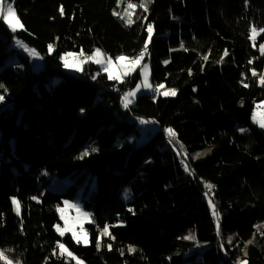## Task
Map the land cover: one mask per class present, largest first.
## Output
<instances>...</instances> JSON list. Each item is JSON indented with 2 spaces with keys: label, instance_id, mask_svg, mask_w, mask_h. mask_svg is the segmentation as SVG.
Masks as SVG:
<instances>
[{
  "label": "trees",
  "instance_id": "obj_1",
  "mask_svg": "<svg viewBox=\"0 0 264 264\" xmlns=\"http://www.w3.org/2000/svg\"><path fill=\"white\" fill-rule=\"evenodd\" d=\"M8 1L23 28L13 34L0 18V251L20 264H76L60 243L82 264H264V130L251 122L264 100V0H151L147 11L142 0ZM128 3L131 24L114 15ZM148 23L151 83L175 96L141 94L126 109L139 71L118 82L90 62L64 69L66 52L138 56ZM16 39L39 53V72ZM142 119L159 132L135 146L128 136ZM49 175L70 184L53 190ZM84 184L87 246L55 230L57 207Z\"/></svg>",
  "mask_w": 264,
  "mask_h": 264
},
{
  "label": "snow or ice",
  "instance_id": "obj_2",
  "mask_svg": "<svg viewBox=\"0 0 264 264\" xmlns=\"http://www.w3.org/2000/svg\"><path fill=\"white\" fill-rule=\"evenodd\" d=\"M151 3V0H142V3L140 4V7L143 8L145 11H147L148 4ZM137 7L134 3H128L127 9L132 10ZM117 13H114L116 15ZM127 19L125 20L126 24L132 23V13L130 11L126 10ZM0 18L3 19V22L8 26V28L12 31L13 34H15L18 30V28H23V25L21 24L20 20L17 17V12L14 9L13 3L8 2V0H0ZM123 19V17H122ZM255 33V30H253ZM153 39V25L151 23L147 24V39H145L144 42V48L140 52V54L135 57L134 59H129L126 56H118L116 57V63H113L111 58L107 60L102 59V53L100 49H96L91 55L84 56L83 53L80 55H76L71 52H66L61 55L60 59L63 63V67L68 70H74L76 72L82 71L83 65L87 62H92L98 65L103 66V71L108 74L109 80H115L120 81L124 77L130 76L132 73L136 71V69L139 67L141 69V75L143 77L142 83H139L136 85V89L130 92L125 93L121 100H122V106L124 108H128L129 105L132 103V98L137 94V92L143 88V89H149L153 90L156 94L163 95V96H170L175 95V89H169L166 91H161V89L164 88L163 84L157 85L154 89H152V86L149 83L148 79V65L141 64L142 59L147 54L149 43ZM16 46L22 48L31 58L33 59H39L40 55L36 52L35 49H30L27 45L23 44L19 39H16L15 41ZM183 47V44L181 45ZM261 49L264 50V45H261ZM49 51H52V45H49ZM205 60L208 59L207 56L204 57ZM127 61L125 64L124 62ZM167 63V62H165ZM114 69H117L118 71L114 74ZM95 79V77H93ZM262 83H264V79H262ZM5 86L0 84V88H4ZM5 89V94H6ZM5 94H0V103H2L5 100ZM259 107V106H258ZM253 121L257 123L261 128H264V113H253ZM141 124L148 123V121L141 120ZM168 136L171 139H175V132L171 128H166L164 130ZM92 152L97 151L96 148L91 149ZM88 151L86 150L81 154L80 158H83V156L88 155ZM198 156L201 154H197ZM187 170V166H186ZM207 188L211 189L214 186L212 185H206ZM129 196L128 191H125V198L127 199ZM35 199V198H34ZM13 204L15 205V210L17 214H20L21 210V203L17 201L16 199H13ZM65 207H57V212L59 213L60 219L64 221V228H60L58 225L56 226L57 232L60 234V236H64L66 232H71L72 239L76 241L77 244L83 242L88 243V233L86 229L83 227V224L85 221L87 222H94L92 218V214L85 211L82 206L79 203L64 201L63 202ZM211 206V205H210ZM66 211H74L75 216H67L65 215ZM129 211H132V209H129ZM214 211V215H215ZM218 218V217H217ZM77 224L80 226L79 231L76 230ZM218 234H219V225H218ZM101 236H111L109 226L105 225L103 230L100 233V236L96 239V246L97 249L101 247ZM185 240H194L195 237L193 235L185 236L183 237ZM231 240V237L229 238ZM251 243V241H249ZM59 248L62 250V253H67L69 257H73V253L69 251L63 243H60ZM109 248H111V245H109ZM129 252H134L136 249L132 246H129L128 249ZM0 260L5 261V264H12V261L8 259V257L5 255L4 251H0ZM79 264V261L77 262Z\"/></svg>",
  "mask_w": 264,
  "mask_h": 264
},
{
  "label": "rangeland",
  "instance_id": "obj_3",
  "mask_svg": "<svg viewBox=\"0 0 264 264\" xmlns=\"http://www.w3.org/2000/svg\"><path fill=\"white\" fill-rule=\"evenodd\" d=\"M9 2V1H8ZM11 3V2H10ZM128 5V4H127ZM127 5H125V6H123L122 8H121V10H120V12H118L117 14H118V16L122 19V17H123V19L122 20H126L128 17H127V15H126V10L127 11H130L131 13H132V16H133V13H134V11L136 10V8L135 9H132V10H128L127 9ZM132 16H131V18H132ZM2 19V18H1ZM3 20V19H2ZM22 28H18V30L17 31H19V30H21ZM257 34L258 33H254V34H252V39H253V41H255V39H256V36H257ZM15 41L16 40H12V42H11V47L12 48H14L16 51H18V52H20V53H22V54H24L25 56H27L28 58H29V61H30V63H31V65H32V69H33V71L34 72H39L40 70H41V68H42V64H41V57L39 58V59H33V58H31L22 48H20V47H17L16 46V43H15ZM264 45V44H263ZM96 49H94L93 50V52L95 51ZM101 50V49H100ZM260 51L261 52H264V50H262L261 49V46H260ZM92 52V53H93ZM91 53V54H92ZM101 53H102V59L103 60H107V59H109V58H111V60L113 61V63H116V57L115 58H112L110 55H107L104 51H102L101 50ZM75 54V53H74ZM91 54H89V55H91ZM76 55H78V54H76ZM85 56H88V55H85ZM118 57V56H117ZM127 57V56H126ZM137 57V56H136ZM129 59H134L135 57H128ZM90 63H92V62H90ZM125 64L127 63V61H125L124 62ZM147 64L148 65V79H149V83H150V85L152 86V89H154V87H153V85H152V83H151V79H150V65H149V62H145V61H143V59H142V61H141V64ZM92 64H94L97 68H98V70H99V72H101V73H105L107 76H108V74L106 73V72H104L103 71V66L102 65H98V64H95V63H92ZM65 69V68H64ZM65 70H67L68 72H70V73H73V74H78L79 72H76V71H74V70H68V69H65ZM118 70L117 69H114V74L117 72ZM136 71H139V75H140V80H139V82H138V84L139 83H142V81H143V77H142V75H141V69L138 67L137 69H136ZM135 71V72H136ZM134 72V73H135ZM134 73H132L131 75H133ZM125 78H127V77H124V78H122V80H124ZM122 80H120V81H118V82H121ZM136 89V86H135V88H133V89H131V90H129V91H127V92H130V91H133V90H135ZM166 90H169V89H166V88H163V89H161V91L163 92V91H166ZM126 92V93H127ZM154 91L153 90H149V89H143V88H141L138 92H137V94L132 98V103H133V101L135 100V98L136 97H138L139 95H141V94H152ZM176 92V91H175ZM176 95V94H175ZM175 95H170V96H163V97H171V96H175ZM131 103V104H132ZM259 106V107H258ZM254 112H257V113H264V100L263 101H260V102H258V103H256L255 104V107H254V111H253V113ZM252 117H253V115H252ZM142 120H145V119H142ZM140 121L141 120H139V121H137V133H134V134H131L130 136H128V140H129V142L130 143H132L133 145H135V146H142V145H145V144H147L149 141H150V139L152 138V137H154V135H156V133H158L159 132V127L156 125V124H154L153 122H151V121H149V120H145V121H148V123H145V124H141L140 123ZM251 122L255 125V126H257L260 130H264V128H261L257 123H255L254 121H253V118L251 119ZM170 145H172L171 144V142H170V140H168V144H166V147H169ZM211 150H212V148L211 147H205L204 149H202V150H200V151H197V152H194V153H192V154H188V156L187 157H189V158H191V159H193V160H197V159H201V158H203V157H205L206 155H208V154H210L211 153ZM175 153H176V155L178 156V152H177V150L175 151ZM197 154H201V155H197ZM179 157V156H178ZM186 171H188V169L186 170ZM41 173H43L42 172V170L40 171V173L39 174H41ZM188 173V172H187ZM47 178H48V182H47V186L49 187V188H51V189H53V190H58V191H62V190H64L69 184H70V178L69 177H59V176H51V175H49V176H47ZM125 189H128V188H125ZM85 190V184L84 185H82V186H80V187H78V191H77V195H76V198L74 199V200H72V201H69V202H74V203H79L81 206H82V208H83V204H82V202H83V200H82V197H85V195H83L82 193H83V191ZM84 199V198H83ZM123 199L124 200H126V201H128L130 198L128 197L127 199L125 198V193L123 194ZM206 200L208 201V203L211 205V201H210V199H209V197L208 196H206ZM13 201V200H12ZM13 203V202H12ZM14 205V204H13ZM60 207H65V205H64V203H63V205L62 206H60ZM14 209H15V205H14ZM15 212H16V210H15ZM58 213V212H57ZM16 214H17V212H16ZM65 215H67V216H75V212L74 211H66V213H65ZM58 216H59V213H58ZM59 220H60V224H57L60 228H64L65 227V225H64V221L63 220H61L60 219V216H59ZM87 224H91L90 222H87V221H85L84 222V224H83V227L86 229V225ZM56 225V226H57ZM56 226H55V230H56ZM79 225L77 224V226H76V230L77 231H79ZM87 231V230H86ZM56 232H57V230H56ZM88 233V232H87ZM57 234L58 235H60L58 232H57ZM67 234H69L71 237H72V235H71V232H66L65 234H64V236L65 235H67ZM63 237V236H62ZM74 242H76V241H74ZM79 244H81V245H83V246H87V245H89V235H88V243H83V242H81V243H79ZM205 247V244H202V243H196V246L194 247V250H198V251H201L203 248ZM194 252H193V250H191V251H189V252H187L185 255H187V256H189V255H191V254H193ZM60 254L62 255V256H64V258L66 259V261L67 262H69V261H71V260H74V262L77 264V262L79 261V264H82V261L79 259V258H77L76 256H74L75 258H73V257H69L68 255H67V253H62V250L60 249ZM9 259V258H8ZM10 261H12L11 259H9ZM3 263H5V261H3V260H1ZM12 264H20V263H18V262H14V261H12ZM187 264V263H186ZM188 264H190V263H188Z\"/></svg>",
  "mask_w": 264,
  "mask_h": 264
}]
</instances>
